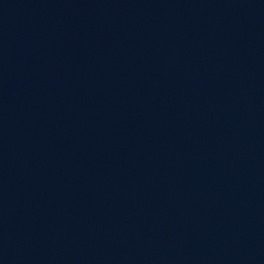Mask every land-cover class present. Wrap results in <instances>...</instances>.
<instances>
[{"label":"water","instance_id":"obj_1","mask_svg":"<svg viewBox=\"0 0 264 264\" xmlns=\"http://www.w3.org/2000/svg\"><path fill=\"white\" fill-rule=\"evenodd\" d=\"M0 264H264V0H0Z\"/></svg>","mask_w":264,"mask_h":264}]
</instances>
